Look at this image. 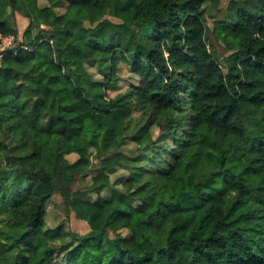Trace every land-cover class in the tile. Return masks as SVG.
I'll return each mask as SVG.
<instances>
[{"label":"trees","instance_id":"obj_1","mask_svg":"<svg viewBox=\"0 0 264 264\" xmlns=\"http://www.w3.org/2000/svg\"><path fill=\"white\" fill-rule=\"evenodd\" d=\"M36 1L0 0V46L14 12L30 20L27 46L0 51V264H264V0H232L215 20L224 69L204 43L203 5L218 0H47L67 4L61 15ZM132 21L148 25L142 43ZM161 44L185 71L169 74ZM120 63L142 78L109 98ZM187 106L196 114L173 119ZM127 142L102 161L130 165L123 190L99 172L89 189L108 197L72 193L91 155ZM56 193L89 227L73 244L46 230Z\"/></svg>","mask_w":264,"mask_h":264},{"label":"rangeland","instance_id":"obj_2","mask_svg":"<svg viewBox=\"0 0 264 264\" xmlns=\"http://www.w3.org/2000/svg\"><path fill=\"white\" fill-rule=\"evenodd\" d=\"M238 2L245 3L246 5L252 7L256 4L258 0H234ZM224 3V0H218L216 4L214 3H206L203 5V17L205 21V25L208 28V37H209V52L212 53L213 56H223L227 52L220 41L215 39L213 34V27L215 20L219 19L221 16L225 14L226 8L221 10V5ZM36 4L39 8H50L52 12L56 15L63 14L67 9L66 3H57L51 5L47 2V0H37ZM229 4H227L228 6ZM12 25L17 31L16 37L9 36L6 38H2V43L0 46V51L5 49L20 46V48H25L27 46L28 41L25 39L24 34L26 30L30 26L29 18L25 17L21 12L16 11L13 14ZM85 25L87 23L85 22ZM38 29L41 31L40 33L43 36H48L50 28L40 24ZM38 33V30L33 28L32 33ZM227 55V57H228ZM217 60V58H215ZM224 69V68H223ZM86 72L89 76L95 81H102L105 78L104 73L99 69L98 64L96 62H90L86 64ZM133 74L130 73L129 67L125 64L120 63L115 72V81L109 86L106 91L107 97H113L119 93H124L130 86H135L138 84V81ZM133 116H137L134 114ZM154 135H156V130L153 131ZM134 145L131 142H127L123 145L122 148L110 151L109 154L104 155L103 159H96L94 155L90 156V167L88 168L86 175L78 176L71 183V191L77 197H80L85 200L94 201L97 197L106 198L109 196L110 189H105L104 191L93 192L90 191L89 186L91 184V178L96 173L104 172L109 177V184L113 188L122 189L123 180L130 174L131 167L125 162L114 163L110 167H105L102 164V161H107L117 152H121L126 154L129 150H131ZM76 156L69 155L66 158L69 161H73ZM45 224L46 230L57 232L59 229H62L65 234L66 240L64 242H70L73 244L77 241L76 237L83 236L89 231L88 225L75 217L73 212L67 211L65 205L63 204V200L61 196L56 193L51 199H49L45 206ZM68 214V215H67ZM121 236H127V231H121L119 233ZM59 242L53 243L52 246H59ZM61 257L58 254L57 262L55 264H60Z\"/></svg>","mask_w":264,"mask_h":264},{"label":"clouds","instance_id":"obj_3","mask_svg":"<svg viewBox=\"0 0 264 264\" xmlns=\"http://www.w3.org/2000/svg\"><path fill=\"white\" fill-rule=\"evenodd\" d=\"M232 0H224V3L220 6L221 7V10L223 12V10L227 7V4L231 3ZM226 13L221 16L220 18H225L226 17ZM131 31L134 32L136 34V39H135V43H142V41L140 40V36L143 34V32L145 31V29L148 27V25H144L142 27H139L137 26V23L135 21H132L131 22ZM258 39H260L261 41H264V37H258ZM205 44L209 43V41L205 40L204 41ZM171 45H167V47H170ZM167 47L164 45V44H161L160 45V48H159V52L161 53V60H162V63L163 65L167 66L169 69H170V72L169 74H171V72L173 71H177V72H183L185 71V67H177L172 59L169 57V54H168V51H167ZM229 53H226L225 55L223 56H214L213 58H217V62L221 64V67L224 68L225 67V64H224V61L227 57ZM130 54H129V60H130ZM158 74H161V69L160 68H154L153 69V75H158ZM142 77H137V81L139 79H141ZM175 79V78H174ZM215 82V81H213ZM170 81H168L167 79H164L163 81V84L161 85V87L169 84ZM225 83H227V81H225ZM235 91H239V89H235ZM137 104H139V101L133 97L131 102H130V106L131 107H135ZM204 104H201L197 107L196 109V113H201V114H204L202 112V109L204 108ZM196 113H193L192 109H191V106H187V110L181 115L179 113H175L173 114V119L175 120H184L186 117L188 116H191V115H194Z\"/></svg>","mask_w":264,"mask_h":264},{"label":"water","instance_id":"obj_4","mask_svg":"<svg viewBox=\"0 0 264 264\" xmlns=\"http://www.w3.org/2000/svg\"><path fill=\"white\" fill-rule=\"evenodd\" d=\"M9 12H10V8L8 7V8H7V13L9 14Z\"/></svg>","mask_w":264,"mask_h":264}]
</instances>
